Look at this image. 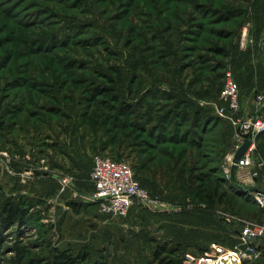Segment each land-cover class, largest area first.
<instances>
[{"label": "rangeland", "instance_id": "1", "mask_svg": "<svg viewBox=\"0 0 264 264\" xmlns=\"http://www.w3.org/2000/svg\"><path fill=\"white\" fill-rule=\"evenodd\" d=\"M228 73L236 118L264 122V0H0V264L245 249L264 167L252 185L233 165L239 131L216 114ZM249 141L264 164V128ZM96 156L128 165L150 208L92 205ZM252 246L245 264H264V237Z\"/></svg>", "mask_w": 264, "mask_h": 264}, {"label": "built area", "instance_id": "2", "mask_svg": "<svg viewBox=\"0 0 264 264\" xmlns=\"http://www.w3.org/2000/svg\"><path fill=\"white\" fill-rule=\"evenodd\" d=\"M238 96V86L228 73L224 77V86L221 93V100L225 107L217 109L216 114L220 118L229 120L237 127L239 146L235 152L245 140L252 139L264 128V122H245L236 118V114L240 111ZM262 99L261 96L257 98L258 101H262ZM226 112L230 115H227ZM252 152L253 146L251 145L246 155L238 162H234L233 165L235 168L247 173L246 176L251 180L252 185H257L255 183L259 178L257 170L264 167V164H255L252 159ZM32 174L31 171H28L24 177L31 178ZM90 180L94 185V193L90 195L89 202L92 205H97L101 213L124 217L136 204H141L145 208H150L152 204L147 192L140 187L134 179L131 168L126 164L96 156ZM251 195L255 204L264 211V177L258 187H253ZM225 222L228 223V221ZM239 233L242 242L246 245L243 250L239 248L227 249L211 244L201 252V257L186 255L184 260L187 264H245L248 259L258 257L260 254L253 248L252 241L264 237V224L253 228L246 227Z\"/></svg>", "mask_w": 264, "mask_h": 264}, {"label": "trees", "instance_id": "3", "mask_svg": "<svg viewBox=\"0 0 264 264\" xmlns=\"http://www.w3.org/2000/svg\"><path fill=\"white\" fill-rule=\"evenodd\" d=\"M195 122H196V128H199V126L202 124V120L199 121V119L197 117H196ZM192 144H195V146L197 145L195 143V141ZM8 215H9V218H11V219L16 216L11 212H9ZM163 252H165V250H163ZM159 255H160V252L157 251L154 255L155 261H159ZM74 263H75L74 260H72L70 257H67L63 253H60L59 255H57L55 258V262H54V264H74ZM160 264H163V262L161 261Z\"/></svg>", "mask_w": 264, "mask_h": 264}, {"label": "water", "instance_id": "4", "mask_svg": "<svg viewBox=\"0 0 264 264\" xmlns=\"http://www.w3.org/2000/svg\"><path fill=\"white\" fill-rule=\"evenodd\" d=\"M250 146H251L250 141L245 140L242 146L236 151L234 155V162H238L240 159H242L246 155Z\"/></svg>", "mask_w": 264, "mask_h": 264}, {"label": "crops", "instance_id": "5", "mask_svg": "<svg viewBox=\"0 0 264 264\" xmlns=\"http://www.w3.org/2000/svg\"><path fill=\"white\" fill-rule=\"evenodd\" d=\"M245 31H246V33H247L248 30L245 29L244 32H245ZM245 36H247V35H245V33H243V34H242V37H245ZM242 177L247 178V176H242ZM244 184H245V183H244ZM251 186H252V185H251ZM205 243H206V242H205ZM205 246H206V245H205ZM205 246H204V247H205ZM202 250H203V249H202ZM202 250H201V251H202ZM204 250H206V249H204Z\"/></svg>", "mask_w": 264, "mask_h": 264}]
</instances>
